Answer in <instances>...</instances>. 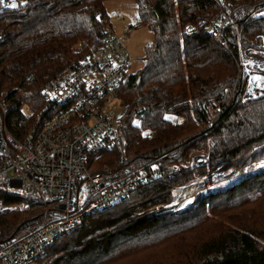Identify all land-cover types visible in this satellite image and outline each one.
Segmentation results:
<instances>
[{"label": "trees", "instance_id": "16d2710c", "mask_svg": "<svg viewBox=\"0 0 264 264\" xmlns=\"http://www.w3.org/2000/svg\"><path fill=\"white\" fill-rule=\"evenodd\" d=\"M22 1L25 6L0 13V87L12 93L7 120L18 140L36 125L42 106L40 99L26 118L19 94L77 65L99 48L110 25V0ZM135 1L138 28L148 27L154 40L143 67L127 75L118 93L125 107L122 144L130 169L161 165L165 175L115 207L91 213L34 264H264V169L210 189L182 212L135 222L139 212L170 204L176 188L204 177L213 186L220 166L246 167L264 156V97L244 99L248 81L240 72L244 51L264 53V0L243 1L246 16L225 28L223 45L206 29L184 33L188 24L209 23L221 11L220 0ZM143 129L154 137H144ZM194 150L207 156L182 167ZM98 155L102 166L116 163L119 153ZM174 165L178 173L169 171ZM0 200L28 205L0 212L1 250L37 230L47 203L8 192H0Z\"/></svg>", "mask_w": 264, "mask_h": 264}, {"label": "built area", "instance_id": "2783aa9c", "mask_svg": "<svg viewBox=\"0 0 264 264\" xmlns=\"http://www.w3.org/2000/svg\"><path fill=\"white\" fill-rule=\"evenodd\" d=\"M25 5L22 0H0V13ZM235 5L223 0V10L209 23L188 24L184 33L192 36L206 29L223 45L225 28L246 16L243 1ZM108 24L98 49L42 82L35 92L19 94L26 118L33 116L34 107L42 101L36 125L19 140L7 120L12 93L0 87V192L47 203L45 221L35 232L1 249L0 264H34L59 238L85 225L91 213L115 207L138 187L165 175L161 165L138 171L128 167L130 158L122 144L125 107L118 93L128 75L130 51ZM131 28L138 29V24ZM33 82L30 78L29 84ZM142 135L154 137L150 130L143 129ZM106 151H117V162L100 166L98 154ZM179 170L176 165L169 171ZM210 189L213 186L202 190L207 194ZM150 213L136 219H147Z\"/></svg>", "mask_w": 264, "mask_h": 264}, {"label": "rangeland", "instance_id": "374dc122", "mask_svg": "<svg viewBox=\"0 0 264 264\" xmlns=\"http://www.w3.org/2000/svg\"><path fill=\"white\" fill-rule=\"evenodd\" d=\"M242 1L244 0H237L235 4L237 5L239 3H242ZM220 4L222 6L221 10H223V0H220ZM105 8L114 33L123 40L124 44L130 51L128 74H136L143 67L145 48L153 42L154 36L146 26L141 25L138 29L131 28L132 25L139 23L138 5L135 0H110L106 2ZM258 40L260 39L258 38L256 41L257 47H260L261 43L260 45H258ZM75 48L79 49V44ZM240 72L242 77H244V79L246 78V82L248 81L247 90L244 95L245 100H255L254 98L258 99L260 98V96L264 95V80L259 79L260 81L258 82L256 80L257 78L264 79V53L262 52V50L254 48L252 51H244L242 53ZM117 110H120V108H118ZM217 111L220 112V109H217ZM252 152H254V149L252 150ZM202 156H207V153L203 150H194L191 154L188 166L193 167V165H195L197 161H199L198 159ZM247 157L248 155L245 156V158ZM220 167H222L221 171L216 170L212 173V175L214 176V182L216 183L215 185H213V188L227 187L236 182L245 174L256 173L263 170L264 156L259 157L257 160L250 161L246 167L240 165L235 167L234 163H226ZM209 186L210 184L207 183V177H204L189 185L176 188L174 190L172 203L180 202L181 205L168 207L166 210H179L177 212H182L190 206L195 205L201 197L206 195L204 190L202 189L205 187L209 188ZM172 203L169 205H172ZM163 206L165 207V205ZM163 206L155 207L154 209L146 212H139V214L135 216L139 217L143 214H147L153 211L155 212V209ZM27 208L28 205L25 203L4 205L0 200V212H3L5 210H24ZM143 220L146 219H135V222ZM44 221L45 220H43V222Z\"/></svg>", "mask_w": 264, "mask_h": 264}, {"label": "water", "instance_id": "95a60500", "mask_svg": "<svg viewBox=\"0 0 264 264\" xmlns=\"http://www.w3.org/2000/svg\"><path fill=\"white\" fill-rule=\"evenodd\" d=\"M17 8L15 7V10H16ZM139 82H140V79H139ZM260 97H264V95H262V96H260ZM254 99H257V98H254ZM221 167H219L218 169H220ZM217 169V170H218ZM173 202V201H172ZM171 202V203H172ZM170 203V204H171ZM169 205V204H168ZM165 206H167V205H165ZM193 206V205H192ZM192 206H190V207H192ZM189 207V208H190ZM154 212V211H153ZM153 212H151L150 214H153ZM156 212V211H155ZM169 213H177V211H171V210H163L162 212H160V213H157V214H154V215H151L149 218H147L146 220H143V221H137L136 223H138V224H144V223H146V222H148L149 220H151V219H154V218H156V217H160V216H163V215H166V214H169Z\"/></svg>", "mask_w": 264, "mask_h": 264}, {"label": "bare ground", "instance_id": "6f19581e", "mask_svg": "<svg viewBox=\"0 0 264 264\" xmlns=\"http://www.w3.org/2000/svg\"><path fill=\"white\" fill-rule=\"evenodd\" d=\"M257 78V77H256ZM255 78V79H256ZM259 79H261V80H264L263 78H257L256 80H257V82L258 81H260ZM255 80V81H256ZM261 89V88H260ZM259 89V90H260ZM177 205H181V203L180 202H174V204L172 205V206H167V207H164L163 209H161V210H158V211H156V212H154L153 214H150V215H148V218L151 216V215H154V214H157V213H160V212H162L163 210H166L168 207H175V206H177ZM179 209V208H178ZM171 211H179V210H171ZM142 219H145V218H142Z\"/></svg>", "mask_w": 264, "mask_h": 264}, {"label": "crops", "instance_id": "0c3cea01", "mask_svg": "<svg viewBox=\"0 0 264 264\" xmlns=\"http://www.w3.org/2000/svg\"><path fill=\"white\" fill-rule=\"evenodd\" d=\"M257 87V86H256Z\"/></svg>", "mask_w": 264, "mask_h": 264}]
</instances>
